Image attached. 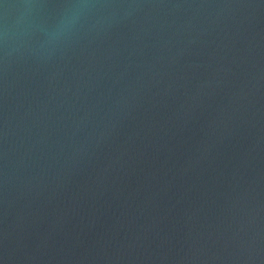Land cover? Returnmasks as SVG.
<instances>
[{
  "label": "water",
  "instance_id": "1",
  "mask_svg": "<svg viewBox=\"0 0 264 264\" xmlns=\"http://www.w3.org/2000/svg\"><path fill=\"white\" fill-rule=\"evenodd\" d=\"M0 264H264V0H0Z\"/></svg>",
  "mask_w": 264,
  "mask_h": 264
}]
</instances>
